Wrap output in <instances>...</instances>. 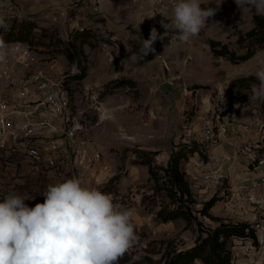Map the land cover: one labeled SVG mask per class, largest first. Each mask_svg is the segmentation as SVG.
<instances>
[{
  "label": "rangeland",
  "instance_id": "1",
  "mask_svg": "<svg viewBox=\"0 0 264 264\" xmlns=\"http://www.w3.org/2000/svg\"><path fill=\"white\" fill-rule=\"evenodd\" d=\"M128 1L133 3L131 0ZM200 4L202 9H216L215 15L206 20L203 28L205 35L217 40L231 30L230 35L219 41L229 44L238 54H243L245 50L237 44L236 33L248 31L253 27V15L257 14L256 10L247 7L240 10L235 0H200ZM83 5L85 6V3L80 0H0V19H3L6 25H10L12 20H25L35 22L38 26L34 32L36 44L31 48V53L36 56L37 61L33 65L18 64L16 62L18 52L15 49L18 42L4 43L7 57L4 62H0V69L4 65H9L16 77L28 79L38 67H54L56 70L68 73L78 65V69H86V76L93 71L92 76L95 78L101 70H104L106 63L107 65L113 63L110 60L111 55L120 57L140 55L134 45L135 49H132L130 45H123L111 38L112 32L101 24L97 25L101 18L94 17L89 12L83 13L86 20L92 21L84 27L88 29V33L79 37V32L75 29L80 28L71 29L70 23L71 18L76 15L77 8ZM55 8H61L58 10L59 13H56ZM140 15L141 18L144 17V14ZM141 22L145 24L150 34L152 26L144 18ZM43 29H47V34L45 32L43 34ZM201 41L203 42L201 52H204L206 44L210 47V39L202 38ZM177 42L179 41H175ZM165 43L174 42L165 40L158 48L153 44L155 52H150L148 55H157V57L170 55L164 48ZM66 49L73 52L74 61L67 58ZM208 55H211L210 49ZM156 59L154 58V63L158 65L159 59ZM166 60L170 65V60L168 58ZM226 61L220 59L221 71L234 76L232 79L247 74L255 75L264 68V48L247 61L240 63ZM213 64L218 65L216 61ZM180 78L182 77L171 76L166 81L154 78L156 81L153 85L156 88L149 92L143 90L140 85L131 84L130 80L109 81L97 93L99 97L97 100L102 102L105 96L113 94L114 99L109 103L117 110L112 114L106 108L98 109L96 99H91L87 110L82 112V109L87 107H85V82L71 81L68 88L72 95V115L78 116L79 121L84 125L86 130L81 136L88 141L91 152L100 155V160L94 162L86 173H79L72 164L66 169L45 168L44 171L35 173L33 170H27L29 165L20 154L14 155L13 161H8L13 164L9 166L11 169L6 170L7 164L0 161V168L6 171L5 175L0 173V179L3 178L0 183V200L4 195L14 192L23 196L29 207H34L36 203L44 202L42 193L49 184L72 177L79 178L86 186L96 187L103 193L110 194L114 203L136 210L135 231L139 236L138 242L118 259L117 264H165L168 256L174 252L192 249L202 236L205 237L208 231L218 227L221 222L232 223V220L236 219V211H232L229 204L231 197L229 188L243 175V169L237 165L236 170V167L232 168L233 164L230 163L234 173L229 174V159L226 158L229 151L225 149L223 154L216 158L210 156L207 148L212 146L221 149L223 144L229 146L231 137L222 138L213 145L200 142L202 141L200 117L211 116L217 110V104L220 103L221 98L224 99L228 87L223 90L224 93H221L223 84L219 82L212 86H203L188 84ZM179 80L182 83L178 85ZM255 84L257 83H251L252 86ZM11 86H13L11 83L0 77V96L7 95ZM200 88L201 92L211 95L212 104L205 110L201 108L203 101L197 92ZM251 90L252 87L245 90L246 106L241 107V110L238 108L236 112L242 113L247 110L249 113L243 112L242 118L252 117L260 122L264 131L262 102L250 98ZM175 92L180 93L183 103L180 104V100L168 95ZM238 105L236 108L239 107ZM242 118L236 122L244 125L246 121ZM185 130H190L193 138L191 145L198 151L188 154V158L183 159L180 164L191 190V197L186 200L183 207H189L196 218L187 221L180 217L163 222L158 212L163 208L173 210L183 202L168 193L167 186L163 184L165 176L161 168L166 166L172 151L183 144ZM257 142H252L250 148H258L255 146ZM260 144L264 145V142ZM258 149L260 152L264 151V147ZM68 152L70 159H73L74 149L68 147ZM195 159L209 164L205 166L206 170L210 167L212 170L220 168L222 176L217 175L215 179L206 178L203 169L195 166ZM149 163L162 176L159 183L151 177ZM253 167L254 164L250 162V168ZM212 179L213 183H211ZM209 183L212 184L211 188H207ZM213 197L217 202L209 211L211 217H207L201 213V210ZM257 212L258 209L255 210V213ZM259 214L264 215V207L259 209ZM195 264H203V262L196 260Z\"/></svg>",
  "mask_w": 264,
  "mask_h": 264
},
{
  "label": "built area",
  "instance_id": "2",
  "mask_svg": "<svg viewBox=\"0 0 264 264\" xmlns=\"http://www.w3.org/2000/svg\"><path fill=\"white\" fill-rule=\"evenodd\" d=\"M131 1L139 12L144 14L142 19L144 18L152 28H155L159 35L163 36L166 31L169 32V35L164 36L163 39H157L154 47L158 48L165 40L170 42L172 32L166 30L162 22H171V9L178 0ZM82 2L94 15L101 12L103 0ZM161 8L168 10V19L165 20L159 14ZM15 49L18 52L16 55L18 64L33 65L37 61L29 45L18 42ZM158 59L162 66L169 70L165 56L158 55ZM79 73L77 66L68 73L56 70L54 67H38L33 75L26 79L16 77L9 65H4L0 69V77L13 85L9 94L0 96V152L3 156L13 158L14 155L20 154L35 173H40L45 168L66 169L71 164L79 173H86L94 162L100 160V155L91 152L88 141L81 136L86 130L84 125L79 121L78 116L72 115L71 112L72 95L66 81ZM91 97L96 100L99 98L97 93H92ZM97 105L98 109H101V102L98 100ZM238 106L241 110L246 106V102ZM217 110L211 116L200 117L201 142L213 145L222 138L245 139L246 126L241 122L237 123L231 117L235 112L227 110L224 99L217 104ZM192 140L190 130H185L182 142L191 145ZM262 141L264 142V137L260 138L255 146L264 147L260 144ZM68 147L74 149L73 159H70ZM249 148L246 154L254 167L251 169L249 162L243 169L240 179L229 188L231 192L229 204L232 211H236V219L232 220V223L247 224L245 236L231 238V264H264V215L259 214V209L264 207V151ZM241 154L240 150L235 149L229 152L226 158L233 164L234 161L239 160ZM194 164L198 169H203L208 179H215L217 175L222 176L220 168L212 170L210 167L206 170L205 166L209 164H205L203 160L195 159ZM213 182L212 179L211 183ZM211 187L212 184L209 183L207 188ZM256 209H258L257 213H255ZM251 232H254V235Z\"/></svg>",
  "mask_w": 264,
  "mask_h": 264
},
{
  "label": "clouds",
  "instance_id": "3",
  "mask_svg": "<svg viewBox=\"0 0 264 264\" xmlns=\"http://www.w3.org/2000/svg\"><path fill=\"white\" fill-rule=\"evenodd\" d=\"M237 7L253 8L264 14V0H235ZM215 8L202 9L200 0H178L172 6L171 41L188 42L198 36ZM166 19L169 12L161 8ZM0 28L7 25L0 19ZM159 35L155 28L148 39H139V53L155 52ZM7 57L0 41V62ZM258 84L252 86L251 99L264 102V68L255 73ZM43 203L29 207L25 198L14 192L0 200V264H117L138 242L136 210L114 203L110 194L83 184L72 177L49 184L42 193Z\"/></svg>",
  "mask_w": 264,
  "mask_h": 264
},
{
  "label": "crops",
  "instance_id": "4",
  "mask_svg": "<svg viewBox=\"0 0 264 264\" xmlns=\"http://www.w3.org/2000/svg\"><path fill=\"white\" fill-rule=\"evenodd\" d=\"M59 9L61 8H58L56 13H59ZM86 12L94 15L88 8H85L84 5L83 7L77 8L75 17L71 18V29H83L84 27H87V24H90L92 22L86 20V18L83 16V13ZM140 14L141 13L139 12L137 6L133 3H130V1L128 0H104L101 5V12L98 15H94V17L101 18V21L97 25L101 24L105 29L112 32L113 34L111 38L118 40L119 43H122L123 45H130L132 49L136 48L139 52L140 44L138 37L143 40L148 39L150 36L149 32L147 31L148 29H146L147 27L144 26L145 24L141 22L142 18ZM57 17L58 16H56V18ZM230 34L231 30L227 32L224 37L217 38V40H224L225 37ZM202 38H206L209 40L212 37L205 35L204 29H202L198 36L191 38L186 43L180 41L177 43L174 42L173 44L165 43L164 48H166L170 54L165 55L166 58L170 60L169 70H166L162 66L160 61L157 62L158 65L154 63V58L158 59L157 55H125L124 57L111 55L110 60H112L111 62L113 63L111 65H107L106 63L104 70L100 71L98 77L93 78V71H90L91 74L87 75L86 78L83 79L85 82V107H87L84 108V110L82 109V112L86 111L89 107V103L92 101V93H99L100 90H102V87L109 81L118 79L130 80L129 82L131 84L140 85L143 90L149 92L152 91V89L156 88L153 85L156 81L154 78H161L162 80L166 81L171 76L174 78L182 77L180 79H184L188 84L193 83L203 86H212L215 85L216 82H219L220 84H223L221 93H224L225 89L228 87L229 82L234 76H229V74L221 71L222 66L219 64L220 59H222L223 62L227 61L224 58L214 59L212 55H208L210 47L207 44L204 48L205 51L201 52V47H203V42L201 41ZM133 45L135 46V48H133ZM204 53L206 55H203ZM214 61H216L218 65L213 64ZM181 83L182 82L179 80L178 85ZM10 91L11 90L9 89L7 91V94H9ZM197 92L201 95V100L203 101V106L201 108L205 110L207 107L211 106V95H208L205 92H201V88L197 89ZM168 95L180 100V104L183 103L180 99V93L175 92ZM113 96V94L105 96L101 102V107H103L104 109L106 108L107 111L111 114L115 113L117 110L115 106H111L109 103L111 99H114ZM243 112L249 113L247 110ZM243 112L240 113L239 111L230 114L234 120L240 121L242 115L244 114ZM242 119L243 121H246L244 124L246 126L245 139L238 140L236 137H231L229 138V146H227V144H223L221 149L213 148L212 146H209L207 148H209L210 156L216 158H218L225 149L229 152H232L235 149L240 150L242 152L240 159L233 162L232 168H235L238 165L239 167H241V169H244L248 164V155L246 154L247 149L251 147L252 142L254 143L260 138L264 137V131L262 130L260 122H257V120H254L252 117H243ZM0 161H4V163L7 164L5 166L6 170L11 169L9 166L13 164L8 161H13V158H7L0 152ZM25 162L27 161L25 160ZM28 165L29 167H27V170H32L30 169V164ZM23 167L25 166L23 165ZM0 173L5 175L6 171L0 168ZM229 173H234L231 169L230 162ZM2 179H0V183Z\"/></svg>",
  "mask_w": 264,
  "mask_h": 264
},
{
  "label": "trees",
  "instance_id": "5",
  "mask_svg": "<svg viewBox=\"0 0 264 264\" xmlns=\"http://www.w3.org/2000/svg\"><path fill=\"white\" fill-rule=\"evenodd\" d=\"M253 27L245 32H237V44L245 50L243 54H238L231 49L229 44L219 40L210 39V52L214 59L225 58L231 63H240L247 61L255 56V54L264 48V14L253 15ZM38 28L35 22L12 20L10 25H7V30L0 28V41L3 43L22 42L29 45L31 48L35 47L34 32ZM79 32V37L88 33V29H75ZM76 31V32H77ZM47 34V29H43V34ZM65 55L69 60L74 61L75 57L70 49L65 50ZM78 66V65H77ZM80 73L67 79L69 84L71 81L79 83L86 77V69H79ZM258 84L256 75L247 74L232 79L224 93V100L228 111L236 112V106L245 102V90L252 87L251 83ZM262 109L264 113V102H262ZM193 145L182 144L177 150L172 151L170 158L161 169L165 176L163 184L166 185L168 193L175 196V199L183 200L173 210L161 209L158 216L163 222L176 220L180 217L187 221L196 218L190 212L189 207L184 208L183 204L191 197V190L188 182L185 180L184 173L180 167L181 161L188 158L197 152ZM149 173L156 183L162 180L159 171L149 163ZM217 202L216 198H211L207 201L201 213L207 217L209 211ZM247 224H233L231 222H221L218 227L207 232L205 237H201L199 242L190 250L174 252L166 258L165 264H195L196 260H200L203 264H231V238L233 236H245V229ZM254 235V232H251Z\"/></svg>",
  "mask_w": 264,
  "mask_h": 264
}]
</instances>
